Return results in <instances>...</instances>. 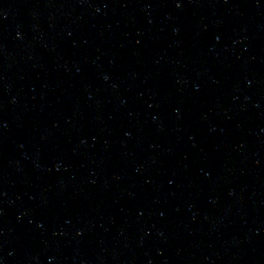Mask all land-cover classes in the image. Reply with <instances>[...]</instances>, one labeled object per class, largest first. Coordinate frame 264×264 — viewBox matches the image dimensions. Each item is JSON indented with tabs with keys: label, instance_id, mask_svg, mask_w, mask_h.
<instances>
[{
	"label": "water",
	"instance_id": "95a60500",
	"mask_svg": "<svg viewBox=\"0 0 264 264\" xmlns=\"http://www.w3.org/2000/svg\"><path fill=\"white\" fill-rule=\"evenodd\" d=\"M0 264H264V0H0Z\"/></svg>",
	"mask_w": 264,
	"mask_h": 264
}]
</instances>
